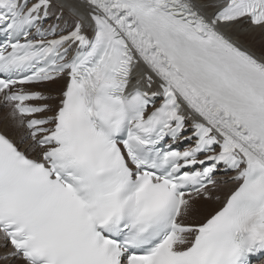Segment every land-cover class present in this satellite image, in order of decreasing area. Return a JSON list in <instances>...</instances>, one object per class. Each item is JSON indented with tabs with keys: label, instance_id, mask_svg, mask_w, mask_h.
<instances>
[{
	"label": "bare ground",
	"instance_id": "1",
	"mask_svg": "<svg viewBox=\"0 0 264 264\" xmlns=\"http://www.w3.org/2000/svg\"><path fill=\"white\" fill-rule=\"evenodd\" d=\"M53 1V6L52 10L55 12H58L59 10H63V15L65 20L67 21H75L77 19L84 20V27L86 28L89 25L90 17H93L95 15L94 9H92L90 6H88L85 2L81 0H52ZM196 6L200 9L201 12L206 13L207 10H210L212 3L215 0H190ZM213 9V7H212ZM211 9V10H212ZM209 12V11H208ZM264 28V24L259 25V26H252L249 23H242V22H237L234 23L233 25H230L226 29V32L228 35H230L234 41L243 49H246L249 51L251 54L260 57L261 59L264 60V53L260 52L257 50V48L254 45L248 44V39L249 37H252L253 35L261 34L258 33V31H261V29ZM264 34V32H263ZM262 34V37L264 38V35ZM65 80L60 79L51 83L44 84L43 90L46 92H49L50 94H54V92H58L60 89L64 87ZM46 89L50 90L47 91ZM1 108V107H0ZM7 109V108H5ZM14 118V117H13ZM12 117L7 118L6 115L4 114V111L0 110V123L2 119L4 120V126L1 124L0 129L6 131H11V135L13 138H17V135L15 133V129H12V120H14ZM16 120V119H15ZM17 121V120H16ZM18 123V121H17ZM18 126V125H16ZM15 128V127H14ZM18 129V128H16ZM234 186H229L226 185L222 193L227 194ZM222 201L220 200H201L196 204V207L198 209L197 214H198V219L200 221L204 220L208 215H210L213 211H215L220 205ZM5 248L0 242V256L4 254ZM24 264L23 261L20 260H5L4 263L0 264Z\"/></svg>",
	"mask_w": 264,
	"mask_h": 264
},
{
	"label": "rangeland",
	"instance_id": "2",
	"mask_svg": "<svg viewBox=\"0 0 264 264\" xmlns=\"http://www.w3.org/2000/svg\"><path fill=\"white\" fill-rule=\"evenodd\" d=\"M220 2V0H215L213 3H212V7H213V9H212V7H211V9L210 10H207L206 12L207 13H213L214 11H215V9L218 7V3ZM209 11V12H208ZM263 32H264V28H262L261 29V31H258V33H261V34H257V35H253L252 37H249V38H247L248 39V44H251V45H254L256 48H257V50L258 51H260V52H262V53H264V38L262 37V34H263ZM264 35V34H263ZM47 91H50V90H48V89H46ZM0 110H2V111H4V114L6 115V117L7 118H9V117H12V115H11V112H10V110L7 108V109H5L6 107H3L2 106V102L0 101ZM13 118V117H12ZM14 119V118H13ZM1 124L3 125V128H5V126H4V120L2 119V121H1V123H0V126H1ZM16 125H18V123H17V121L14 119V120H12V129H15V133H16V135H17V138H20V137H23V134H22V131H21V129H20V127H19V125L18 126H16ZM15 127V128H14ZM16 128H18V129H16ZM6 129V128H5ZM6 133L7 134H11V131H6ZM215 200V199H214ZM1 261V263H4V261L3 260H0ZM7 264V263H6ZM15 264V263H14Z\"/></svg>",
	"mask_w": 264,
	"mask_h": 264
}]
</instances>
